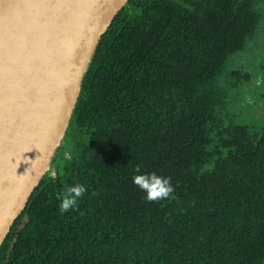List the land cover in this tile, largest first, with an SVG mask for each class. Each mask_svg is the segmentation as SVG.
Returning <instances> with one entry per match:
<instances>
[{
	"label": "trees",
	"instance_id": "trees-1",
	"mask_svg": "<svg viewBox=\"0 0 264 264\" xmlns=\"http://www.w3.org/2000/svg\"><path fill=\"white\" fill-rule=\"evenodd\" d=\"M247 2L129 1L137 10L118 13L83 81L68 155L32 193L0 264H264L255 176L239 160L204 166L208 87L246 34ZM137 165L174 193L147 202ZM76 183L88 191L62 213L57 195Z\"/></svg>",
	"mask_w": 264,
	"mask_h": 264
},
{
	"label": "water",
	"instance_id": "water-1",
	"mask_svg": "<svg viewBox=\"0 0 264 264\" xmlns=\"http://www.w3.org/2000/svg\"><path fill=\"white\" fill-rule=\"evenodd\" d=\"M130 0H0V247L67 134L99 42Z\"/></svg>",
	"mask_w": 264,
	"mask_h": 264
},
{
	"label": "flooded vegetation",
	"instance_id": "flooded-vegetation-1",
	"mask_svg": "<svg viewBox=\"0 0 264 264\" xmlns=\"http://www.w3.org/2000/svg\"><path fill=\"white\" fill-rule=\"evenodd\" d=\"M245 6L251 17L240 31L246 34L208 87L214 101L208 122L210 155L204 166L212 170L223 159L244 162L246 178L256 179L247 188L259 198L253 208L264 212V0H249Z\"/></svg>",
	"mask_w": 264,
	"mask_h": 264
},
{
	"label": "clouds",
	"instance_id": "clouds-1",
	"mask_svg": "<svg viewBox=\"0 0 264 264\" xmlns=\"http://www.w3.org/2000/svg\"><path fill=\"white\" fill-rule=\"evenodd\" d=\"M133 184L144 192L147 202H157L169 198L175 191L170 177L159 176L155 172L142 173L141 167L136 166ZM88 189L85 185L76 183L68 186L64 192L57 195L60 201L58 208L62 213L78 210L79 201L83 199Z\"/></svg>",
	"mask_w": 264,
	"mask_h": 264
},
{
	"label": "rangeland",
	"instance_id": "rangeland-1",
	"mask_svg": "<svg viewBox=\"0 0 264 264\" xmlns=\"http://www.w3.org/2000/svg\"><path fill=\"white\" fill-rule=\"evenodd\" d=\"M127 9L129 10V13L134 12V11L137 10V9H134L133 7H131L130 5L127 6ZM65 141H66V140H65ZM65 144H66V142L63 144V146H62L60 152L58 153V155H57L56 158H55V161H56L55 164L58 165V166H60V165L63 163L64 159H65V158L67 157V155H68V147H65ZM48 172H49L52 176L54 175V172H53V166H50V169H49Z\"/></svg>",
	"mask_w": 264,
	"mask_h": 264
}]
</instances>
